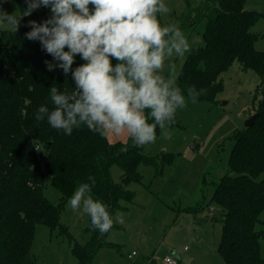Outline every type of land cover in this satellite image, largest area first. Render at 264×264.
Segmentation results:
<instances>
[{
  "label": "trees",
  "instance_id": "trees-1",
  "mask_svg": "<svg viewBox=\"0 0 264 264\" xmlns=\"http://www.w3.org/2000/svg\"><path fill=\"white\" fill-rule=\"evenodd\" d=\"M16 1L23 13L27 3ZM246 1H203L194 24L206 19L205 43L189 51L172 82L184 95L194 86L200 93L198 100L215 102L223 89V73L235 60L261 77L254 106L258 116L252 126L235 131L228 172L215 183L212 193V200L222 207L218 251L227 264H264V50L257 49L260 35L253 30L264 12L247 9ZM50 15L49 8L40 7L30 16H23L25 23L18 31L0 29V264H36L32 242L38 223L60 228L71 241L75 240L61 221V211L81 182L90 183V176L96 181L93 199L106 204L114 217L118 210L125 209L122 201L134 200L135 193L128 185L142 181V164L153 167L156 178L175 162L171 152H163L160 157L147 155L146 146H135L130 136L126 141H111L86 126L68 136L46 120L36 121L40 105L52 107L49 88L53 83L69 93L75 87L70 73L66 77L62 69L47 70L44 61H52V57L42 50L39 41L25 36L31 30L29 21L43 22ZM81 63L77 55L73 68ZM175 120L177 125V115ZM122 148L127 151H120ZM113 164L123 170L120 182L111 175ZM46 172L61 191L58 204L44 193ZM168 205L177 214L193 213L196 224L206 219L199 217L206 206L202 201L185 207ZM88 230L90 237L85 244H72L79 264H91L101 248L114 247L105 240L109 231L101 234L92 225Z\"/></svg>",
  "mask_w": 264,
  "mask_h": 264
},
{
  "label": "rangeland",
  "instance_id": "rangeland-1",
  "mask_svg": "<svg viewBox=\"0 0 264 264\" xmlns=\"http://www.w3.org/2000/svg\"><path fill=\"white\" fill-rule=\"evenodd\" d=\"M203 1L162 0L170 8L169 13L161 16L163 23L178 25L190 49L205 43L206 19L201 18L194 24ZM0 7L8 14L22 15L16 0H1ZM245 7L264 12V0H247ZM24 23L22 17L19 27ZM0 29L11 27L0 24ZM253 30L260 35L257 49L264 50V18ZM188 53L166 61L163 75L168 82L175 81ZM168 64L172 66L168 67ZM260 82L259 73L242 68L241 63L235 60L223 73V89L217 94L215 102L197 99L196 103H192L187 99L186 106L176 112L179 123L164 132L159 130L157 139L144 149L147 155L155 157L171 152L174 164L166 167L163 175L156 178L153 167L140 166L142 181H133L128 185L135 198L122 201L125 209L118 210L114 217L123 222H114L105 237L114 247L101 248L91 264H166L164 258L167 253L185 251L184 248L186 252L196 253L197 250L201 254L193 264H227L218 251L222 207L212 200V193L215 183L228 172L235 131L243 128L246 120L255 114V97ZM184 96L187 98L188 95ZM107 136L111 141H126L130 135ZM122 174V168L113 164V179L120 182ZM45 175L44 193L51 202L58 204L61 191L53 184L52 175L49 172ZM69 199L62 208L61 221L75 238L73 241L85 244L90 237L91 219L82 210L73 212L68 205ZM197 201L206 205L199 217L204 214L208 218L204 223L205 231H201L205 235L201 236L189 232L193 228L199 229L193 213L177 214L168 205L185 207ZM73 241L60 228L38 223L32 242L36 264H79L72 250ZM190 241L193 243L189 244ZM133 250L136 254L130 255ZM262 250L264 256V239Z\"/></svg>",
  "mask_w": 264,
  "mask_h": 264
},
{
  "label": "clouds",
  "instance_id": "clouds-1",
  "mask_svg": "<svg viewBox=\"0 0 264 264\" xmlns=\"http://www.w3.org/2000/svg\"><path fill=\"white\" fill-rule=\"evenodd\" d=\"M25 2L27 8L20 16L0 7V24L16 32L23 16L40 7L49 8L51 15L43 22L29 21L31 30L25 36L39 41L52 57V61H44L48 71L62 69L75 82L70 93L53 83L49 88L52 107L40 105L36 121L46 120L68 136L81 126L101 137L127 133L135 146L144 147L157 139V129L164 132L175 124L176 112L186 106L187 99L197 102L200 93L194 86L187 89L186 98L163 75L166 61L191 49L178 25L162 26L157 14L170 12L162 0ZM77 55L83 63L73 68ZM88 180L90 183L78 185L68 205L73 212L82 210L90 217L93 230L105 234L114 222L123 221L112 217L102 201L93 199L96 181L91 176Z\"/></svg>",
  "mask_w": 264,
  "mask_h": 264
},
{
  "label": "crops",
  "instance_id": "crops-1",
  "mask_svg": "<svg viewBox=\"0 0 264 264\" xmlns=\"http://www.w3.org/2000/svg\"><path fill=\"white\" fill-rule=\"evenodd\" d=\"M256 9V8H255ZM258 23V22H257ZM256 23V24H257ZM255 24V25H256ZM254 25V26H255ZM257 43V42H256ZM202 218H206L204 214L201 215ZM208 221V218L205 219V221H203L201 224H196V227H199V229L197 230V228H193V230H189V232L193 233L194 235H199L201 236L202 234H204V232H201V231H205V225L204 223H206ZM196 223V222H195ZM175 224V222L173 223ZM195 227V226H194ZM171 228H173V225L171 226ZM179 233L181 234H184L182 233L180 230H178ZM189 244L193 243L192 241L188 242ZM195 244V243H194ZM196 249V248H195ZM185 251H176V252H171V254H174L175 257L178 259V262L179 264H193V262L197 259H199V257H201V254H198L199 252H197L196 250V253H191L190 251L189 252H186V249L184 248ZM135 251V250H133ZM132 251V252H133ZM186 252V253H185ZM170 253H167L165 255V257L167 255H169ZM262 254H263V250H262ZM132 255V254H130Z\"/></svg>",
  "mask_w": 264,
  "mask_h": 264
},
{
  "label": "built area",
  "instance_id": "built-area-1",
  "mask_svg": "<svg viewBox=\"0 0 264 264\" xmlns=\"http://www.w3.org/2000/svg\"><path fill=\"white\" fill-rule=\"evenodd\" d=\"M136 251L132 252V255H135ZM166 264H179L178 259L175 257L174 254H169L164 258Z\"/></svg>",
  "mask_w": 264,
  "mask_h": 264
},
{
  "label": "water",
  "instance_id": "water-1",
  "mask_svg": "<svg viewBox=\"0 0 264 264\" xmlns=\"http://www.w3.org/2000/svg\"><path fill=\"white\" fill-rule=\"evenodd\" d=\"M258 116V113H255L253 116H251L249 119L246 120L245 126L250 127L255 122L256 117Z\"/></svg>",
  "mask_w": 264,
  "mask_h": 264
}]
</instances>
